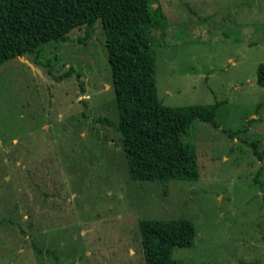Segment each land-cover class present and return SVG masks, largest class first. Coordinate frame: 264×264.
I'll use <instances>...</instances> for the list:
<instances>
[{"label": "rangeland", "instance_id": "rangeland-1", "mask_svg": "<svg viewBox=\"0 0 264 264\" xmlns=\"http://www.w3.org/2000/svg\"><path fill=\"white\" fill-rule=\"evenodd\" d=\"M149 2L158 98L219 102L189 131L198 177L130 178L101 23L75 28L0 65V264H144L138 220L177 217L182 264H264V0Z\"/></svg>", "mask_w": 264, "mask_h": 264}, {"label": "trees", "instance_id": "trees-1", "mask_svg": "<svg viewBox=\"0 0 264 264\" xmlns=\"http://www.w3.org/2000/svg\"><path fill=\"white\" fill-rule=\"evenodd\" d=\"M149 1L0 0V65L27 54L39 63L43 45L66 41L75 28L85 27L88 35L99 20L118 114L115 126L130 178L194 180L199 167L189 131L197 119L216 126L219 102L168 106L158 98L154 46L162 41L152 32L158 23ZM256 82L264 86V63L257 66ZM257 154L262 159L264 151ZM138 229L144 264H182L172 249L192 246L196 235L194 224L184 217L141 218Z\"/></svg>", "mask_w": 264, "mask_h": 264}]
</instances>
